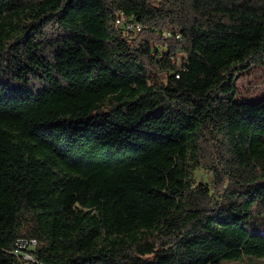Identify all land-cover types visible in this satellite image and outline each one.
<instances>
[{
    "label": "trees",
    "instance_id": "trees-1",
    "mask_svg": "<svg viewBox=\"0 0 264 264\" xmlns=\"http://www.w3.org/2000/svg\"><path fill=\"white\" fill-rule=\"evenodd\" d=\"M255 66L264 0H0V264L264 257Z\"/></svg>",
    "mask_w": 264,
    "mask_h": 264
},
{
    "label": "rangeland",
    "instance_id": "rangeland-1",
    "mask_svg": "<svg viewBox=\"0 0 264 264\" xmlns=\"http://www.w3.org/2000/svg\"><path fill=\"white\" fill-rule=\"evenodd\" d=\"M239 93L237 99L249 102L255 101L264 96V66H255L250 72L238 73L237 79ZM197 177L200 181H211L212 177L204 171H197ZM263 227V222L256 223L252 230ZM225 264H264V257H245L242 260L225 262Z\"/></svg>",
    "mask_w": 264,
    "mask_h": 264
},
{
    "label": "built area",
    "instance_id": "built-area-1",
    "mask_svg": "<svg viewBox=\"0 0 264 264\" xmlns=\"http://www.w3.org/2000/svg\"><path fill=\"white\" fill-rule=\"evenodd\" d=\"M120 13V18H121V24L125 26L129 30H133L135 32H139L142 30V26L140 24H136L132 21H125V18L123 17V12ZM23 254L24 258L29 260L31 262V252L29 251H18Z\"/></svg>",
    "mask_w": 264,
    "mask_h": 264
},
{
    "label": "bare ground",
    "instance_id": "bare-ground-1",
    "mask_svg": "<svg viewBox=\"0 0 264 264\" xmlns=\"http://www.w3.org/2000/svg\"><path fill=\"white\" fill-rule=\"evenodd\" d=\"M121 20V19H120Z\"/></svg>",
    "mask_w": 264,
    "mask_h": 264
}]
</instances>
